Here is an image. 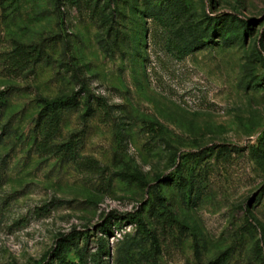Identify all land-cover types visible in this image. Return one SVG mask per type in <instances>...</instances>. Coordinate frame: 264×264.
I'll return each instance as SVG.
<instances>
[{
    "label": "rangeland",
    "instance_id": "rangeland-1",
    "mask_svg": "<svg viewBox=\"0 0 264 264\" xmlns=\"http://www.w3.org/2000/svg\"><path fill=\"white\" fill-rule=\"evenodd\" d=\"M0 92V264H264V0H0Z\"/></svg>",
    "mask_w": 264,
    "mask_h": 264
},
{
    "label": "trees",
    "instance_id": "trees-1",
    "mask_svg": "<svg viewBox=\"0 0 264 264\" xmlns=\"http://www.w3.org/2000/svg\"><path fill=\"white\" fill-rule=\"evenodd\" d=\"M4 93L0 92V103H3L4 101ZM75 100L74 97L70 98H58L52 101L45 100L43 103V112L42 115L48 120L49 126L56 125L59 117L60 112L64 110L66 107H69V105L72 104V102ZM173 181L178 182V177L176 176ZM160 207L164 210L163 213H168V206L167 204L160 198ZM127 219L130 220L132 224H135L139 230L142 232L146 231L145 225L139 215H127ZM110 226H105L103 231L104 233H109ZM74 238L66 239L61 243L57 249L56 253V260L58 264H109L107 260H104V256L109 254V243L106 238H100V244L98 252L95 254L90 255L87 257L80 251H77V258L79 260L78 263H74L71 261H68L67 258L64 255V250L69 248V246L73 245ZM63 252V253H62Z\"/></svg>",
    "mask_w": 264,
    "mask_h": 264
}]
</instances>
